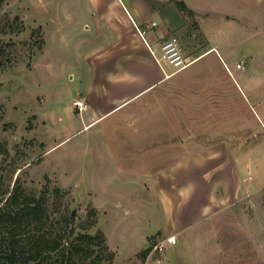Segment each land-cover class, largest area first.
Wrapping results in <instances>:
<instances>
[{
    "label": "rangeland",
    "instance_id": "obj_1",
    "mask_svg": "<svg viewBox=\"0 0 264 264\" xmlns=\"http://www.w3.org/2000/svg\"><path fill=\"white\" fill-rule=\"evenodd\" d=\"M65 12L77 18L78 12H84L83 0H6L0 9V144L9 151L7 157L0 156V192L11 191L16 179L27 192L48 188L47 205L56 230L64 229L62 217L74 213L76 231L85 233L81 224L91 220L89 211L94 208L98 224L90 233L106 234V244L115 253L112 264H155L147 260L148 255L143 260L138 254L144 246L149 249L151 240L173 235L177 244L165 250L164 264H264V145L257 155L251 148L256 138L231 132L235 144L247 143L240 155L246 158V166L241 165L239 174L250 184L245 196L200 216L198 224L177 234L156 232L170 229L171 214L179 209L187 215L185 223H190L197 203L179 194L183 201L173 203L171 212L160 198H174L175 190L165 186L160 194L146 195V201L138 182L148 175L156 181L166 171H178L177 178L186 179L207 165L192 164L191 146L175 149L172 145L177 134L189 138V131L176 130L179 119L189 115L184 99L189 95L175 89L171 81L134 103L145 108L139 121L133 120L138 124H128L132 121L119 112L84 129L87 109L83 116L74 106L81 99L82 84L78 63L69 61L75 43L68 25L80 24L85 30L90 21L81 24L65 17ZM184 49L188 59L199 53L192 43ZM218 65L215 74L221 76ZM174 73L188 75L190 68ZM231 92L229 112H237L244 107L243 100ZM207 112H200L199 119L215 116V111ZM231 155L234 168L238 159ZM56 188L64 193L61 199L55 196ZM207 193L208 189L195 198L205 202ZM126 210L129 215L122 219ZM150 233L143 241L142 236Z\"/></svg>",
    "mask_w": 264,
    "mask_h": 264
},
{
    "label": "crops",
    "instance_id": "obj_2",
    "mask_svg": "<svg viewBox=\"0 0 264 264\" xmlns=\"http://www.w3.org/2000/svg\"><path fill=\"white\" fill-rule=\"evenodd\" d=\"M83 2L84 12H78L77 18L70 12L64 15L68 19L81 20V24L83 20L90 21L85 30L80 28V24L68 25L75 43L69 61H75L80 67L82 89L79 98L88 106L83 118L84 129L119 112H124L125 119L132 121L128 124H138L133 120L139 121L138 115L145 108L139 104L135 105L138 106L136 108L134 103L171 81L175 89L179 87L184 91L182 93L189 95V98H184L188 101L189 115L184 121L182 118L175 121L178 122L176 130L189 131V138L182 139V135L177 134L172 145L175 149L191 146L192 164L207 165H202L186 179L181 177L179 180L178 171H166L156 181L150 180L148 175L149 180L142 178L141 183L138 182V191L141 189L146 201V195L160 194L165 186L175 190L174 198L166 199L163 195L160 198L161 205L171 212L173 203L183 201L179 194H187L190 203H197L190 223H185L187 215L179 209V212L171 214L170 229L163 231L160 228L156 232L177 234L198 224L200 216L205 217L239 201L250 185L239 175L241 165L246 166V158H240V155L244 154L247 143L235 144L230 139L231 132H241L242 138L247 135L256 138L251 148L257 155L264 145V48L261 37L264 32V0ZM178 3H183L193 15L181 11ZM171 38L178 40L186 58L184 47L187 44L192 43L199 50L187 58L191 61L188 75L175 74L172 67L158 64L155 59L160 58L163 45ZM67 45L71 49L69 43ZM211 55L215 58L204 61ZM241 62L245 68H237ZM217 65L223 74L221 76L215 74ZM180 83L183 84L181 87ZM231 91L238 93L243 100L244 107L237 112H229ZM203 111L204 114L215 111L212 114L215 116L204 119L201 116L199 119ZM180 121L184 123L183 127ZM231 154L238 159L234 168L230 162ZM208 162L215 164L211 166ZM207 189L205 202L195 198L198 193L204 195ZM115 210L118 211L117 208ZM173 210L176 212L178 209ZM123 213L125 217L122 219L128 217L129 211ZM120 219L117 223H121ZM183 222L186 225H182ZM151 234L143 235V241Z\"/></svg>",
    "mask_w": 264,
    "mask_h": 264
},
{
    "label": "trees",
    "instance_id": "obj_3",
    "mask_svg": "<svg viewBox=\"0 0 264 264\" xmlns=\"http://www.w3.org/2000/svg\"><path fill=\"white\" fill-rule=\"evenodd\" d=\"M6 0H0V9ZM181 11L193 15L183 3ZM16 17L14 22H18ZM10 31V30H9ZM35 33V32H33ZM9 154L0 144V156ZM48 188L39 193L27 192L16 181L12 190L0 192V264H112L115 253L106 244L102 231L91 234L98 224L97 211H89L91 220L81 224L85 233L77 232L72 214L63 219L64 229L52 226L47 205ZM59 199L64 193L56 188ZM149 249L138 254L146 259Z\"/></svg>",
    "mask_w": 264,
    "mask_h": 264
},
{
    "label": "built area",
    "instance_id": "obj_4",
    "mask_svg": "<svg viewBox=\"0 0 264 264\" xmlns=\"http://www.w3.org/2000/svg\"><path fill=\"white\" fill-rule=\"evenodd\" d=\"M155 59L158 64H166L172 67L176 72L188 68L191 64V61L183 56L182 50L179 46V42L176 38H171L170 40H168L162 47V54L160 58ZM237 68H245L244 62H241L237 66ZM74 106L80 113H83L88 108L86 102L83 99H77L76 101H74ZM176 244L177 238L174 235L167 238L151 240L147 260L149 261L153 259L155 264H164V262L162 261V256L165 250L168 247Z\"/></svg>",
    "mask_w": 264,
    "mask_h": 264
},
{
    "label": "water",
    "instance_id": "obj_5",
    "mask_svg": "<svg viewBox=\"0 0 264 264\" xmlns=\"http://www.w3.org/2000/svg\"><path fill=\"white\" fill-rule=\"evenodd\" d=\"M72 216L74 217V216H75V214L73 213V214H72Z\"/></svg>",
    "mask_w": 264,
    "mask_h": 264
}]
</instances>
